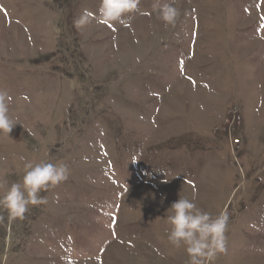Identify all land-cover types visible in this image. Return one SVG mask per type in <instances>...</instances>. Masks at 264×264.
I'll return each instance as SVG.
<instances>
[{"label": "rangeland", "instance_id": "obj_1", "mask_svg": "<svg viewBox=\"0 0 264 264\" xmlns=\"http://www.w3.org/2000/svg\"><path fill=\"white\" fill-rule=\"evenodd\" d=\"M100 2L0 0V194L26 161L69 167L24 219L0 208V264H188L179 196L228 212L214 264H264V0H167L173 25L158 0L110 22Z\"/></svg>", "mask_w": 264, "mask_h": 264}, {"label": "clouds", "instance_id": "obj_2", "mask_svg": "<svg viewBox=\"0 0 264 264\" xmlns=\"http://www.w3.org/2000/svg\"><path fill=\"white\" fill-rule=\"evenodd\" d=\"M140 0H101L99 15L106 22L120 21L139 10ZM160 18L169 25L176 23L180 9L174 2L153 5ZM90 19L89 13H82L73 21L75 27H84ZM12 97L5 89H0V133L10 135L17 124L9 115V104ZM69 167L63 161L38 162L26 161L23 165V176L20 181L11 183L7 190L0 194V208H3L8 218L24 219L29 206L47 203V198L41 192L57 187L66 181ZM167 223L171 226L167 234L168 241L175 247H184L188 255V264H214L217 256L227 252L226 231L229 214L222 210L213 216L197 207L193 199L179 196L166 210ZM3 219V217H0Z\"/></svg>", "mask_w": 264, "mask_h": 264}, {"label": "built area", "instance_id": "obj_3", "mask_svg": "<svg viewBox=\"0 0 264 264\" xmlns=\"http://www.w3.org/2000/svg\"><path fill=\"white\" fill-rule=\"evenodd\" d=\"M238 141V140H237Z\"/></svg>", "mask_w": 264, "mask_h": 264}]
</instances>
